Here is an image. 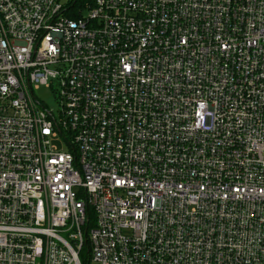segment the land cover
<instances>
[{
  "label": "built area",
  "instance_id": "built-area-1",
  "mask_svg": "<svg viewBox=\"0 0 264 264\" xmlns=\"http://www.w3.org/2000/svg\"><path fill=\"white\" fill-rule=\"evenodd\" d=\"M0 264H264V0H0Z\"/></svg>",
  "mask_w": 264,
  "mask_h": 264
},
{
  "label": "rangeland",
  "instance_id": "rangeland-1",
  "mask_svg": "<svg viewBox=\"0 0 264 264\" xmlns=\"http://www.w3.org/2000/svg\"><path fill=\"white\" fill-rule=\"evenodd\" d=\"M37 95L43 99L50 108L57 110L59 108V104L53 94V92L45 87H41L36 91ZM55 144L59 145L60 147L64 146L65 143L62 141H56Z\"/></svg>",
  "mask_w": 264,
  "mask_h": 264
},
{
  "label": "trees",
  "instance_id": "trees-1",
  "mask_svg": "<svg viewBox=\"0 0 264 264\" xmlns=\"http://www.w3.org/2000/svg\"><path fill=\"white\" fill-rule=\"evenodd\" d=\"M94 217V214H92V211L90 212V220H91V222H92V218ZM88 227H89V225H88Z\"/></svg>",
  "mask_w": 264,
  "mask_h": 264
}]
</instances>
